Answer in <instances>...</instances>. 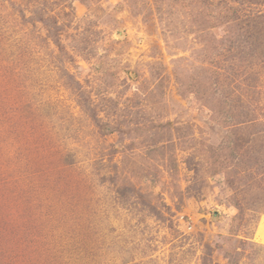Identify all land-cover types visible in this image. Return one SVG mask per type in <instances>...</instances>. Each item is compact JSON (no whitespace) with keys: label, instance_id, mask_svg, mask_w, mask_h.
Wrapping results in <instances>:
<instances>
[{"label":"rangeland","instance_id":"rangeland-1","mask_svg":"<svg viewBox=\"0 0 264 264\" xmlns=\"http://www.w3.org/2000/svg\"><path fill=\"white\" fill-rule=\"evenodd\" d=\"M0 264H264V0H0Z\"/></svg>","mask_w":264,"mask_h":264}]
</instances>
